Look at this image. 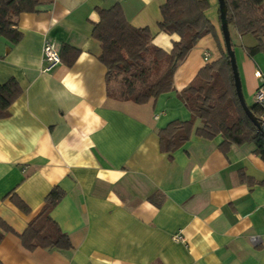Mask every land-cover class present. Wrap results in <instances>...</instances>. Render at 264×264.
Wrapping results in <instances>:
<instances>
[{"label":"crops","instance_id":"1","mask_svg":"<svg viewBox=\"0 0 264 264\" xmlns=\"http://www.w3.org/2000/svg\"><path fill=\"white\" fill-rule=\"evenodd\" d=\"M208 1L216 36L199 40L178 66L173 90L144 104L109 97L93 25L98 8L119 3L170 52L179 36L159 29L166 0H40L18 18L19 43L0 37V85L14 78L22 89L0 118V219L13 229L0 244L3 264H264V159L256 145L224 150L221 135L196 134L195 119L188 141L171 153L160 147L161 129L192 119L180 93L226 52L219 0ZM230 32L252 106L264 52L250 55L257 38ZM46 42L80 54L72 66L45 72ZM55 186L65 195L51 217L72 248L29 250L20 235ZM179 232L185 242L174 239Z\"/></svg>","mask_w":264,"mask_h":264},{"label":"trees","instance_id":"2","mask_svg":"<svg viewBox=\"0 0 264 264\" xmlns=\"http://www.w3.org/2000/svg\"><path fill=\"white\" fill-rule=\"evenodd\" d=\"M224 3L229 28L236 29L241 36L251 34L258 40L247 52L252 56L264 52V0H224ZM39 4L40 0H0V37L19 43L23 38L19 16L35 12ZM209 7L208 0H166L160 8L159 29L179 36L170 52L153 44L154 34L149 27L132 25L119 3L110 8H98L100 20L93 25L92 35L101 43L99 59L107 68L109 97L144 104L173 90L178 66L199 40L210 34L216 36L215 26L206 15ZM232 46L234 49L233 41ZM79 54V49L64 44L62 62L72 66ZM21 94L22 89L14 78L0 85V118L9 116V108ZM180 97L191 111L192 119L174 121L159 131L162 151L171 153L188 141L194 132L195 119H199L202 126L196 129L197 135L207 139L221 135L224 150L233 144L254 143L256 153L264 159V133L241 104L227 48L219 60L200 70ZM249 108L260 121L258 104ZM64 195L60 186L51 190L41 212L20 235L25 248H72L69 236L51 217ZM14 201L21 209L29 210L19 198ZM12 231L11 226L0 219V244L5 233ZM0 264L3 263L0 261Z\"/></svg>","mask_w":264,"mask_h":264},{"label":"water","instance_id":"3","mask_svg":"<svg viewBox=\"0 0 264 264\" xmlns=\"http://www.w3.org/2000/svg\"><path fill=\"white\" fill-rule=\"evenodd\" d=\"M219 7H220V19H221L222 32L224 35V40H225L227 52L231 58V63H232L234 76H235V84H236L239 99H240L241 104H242L243 108L245 109L247 115L252 120V122L256 126H258V128L260 130H262V132L264 133V125H262L261 122L257 119V117L255 115H253V113L251 112V110H250V108L246 102L244 93H243L242 82H241V77H240V73H239V69H238L236 54H235V50L233 49V46H232L231 32H230V28H229V25H228V22L226 19V6L224 3V0H219Z\"/></svg>","mask_w":264,"mask_h":264},{"label":"built area","instance_id":"4","mask_svg":"<svg viewBox=\"0 0 264 264\" xmlns=\"http://www.w3.org/2000/svg\"><path fill=\"white\" fill-rule=\"evenodd\" d=\"M43 55L45 61V72L51 71L62 62L60 51L50 42L45 43ZM207 57H209L208 54H206V59ZM255 104H258V106L261 108L260 122L262 125H264V83L257 89L255 93ZM174 239L185 242V238L180 232L175 234ZM251 239L253 242H257L258 240L256 236H253Z\"/></svg>","mask_w":264,"mask_h":264},{"label":"rangeland","instance_id":"5","mask_svg":"<svg viewBox=\"0 0 264 264\" xmlns=\"http://www.w3.org/2000/svg\"><path fill=\"white\" fill-rule=\"evenodd\" d=\"M219 7V6H218ZM218 7H217V11L216 12H218ZM233 29V31L235 30L234 28H232ZM221 30H222V26H221ZM247 99V102L249 103V104H252V100L249 98V96L246 98Z\"/></svg>","mask_w":264,"mask_h":264}]
</instances>
